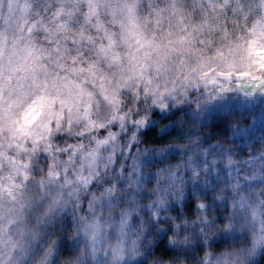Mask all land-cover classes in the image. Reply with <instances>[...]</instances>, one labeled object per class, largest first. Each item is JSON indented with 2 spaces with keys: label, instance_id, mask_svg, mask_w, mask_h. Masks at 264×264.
<instances>
[{
  "label": "clouds",
  "instance_id": "clouds-1",
  "mask_svg": "<svg viewBox=\"0 0 264 264\" xmlns=\"http://www.w3.org/2000/svg\"><path fill=\"white\" fill-rule=\"evenodd\" d=\"M0 264H264V0H0Z\"/></svg>",
  "mask_w": 264,
  "mask_h": 264
}]
</instances>
